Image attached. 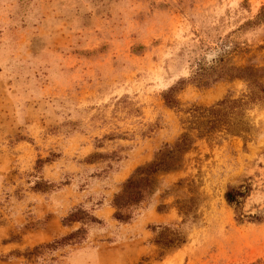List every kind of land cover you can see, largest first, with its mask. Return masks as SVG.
Returning a JSON list of instances; mask_svg holds the SVG:
<instances>
[{
    "label": "rangeland",
    "instance_id": "374dc122",
    "mask_svg": "<svg viewBox=\"0 0 264 264\" xmlns=\"http://www.w3.org/2000/svg\"><path fill=\"white\" fill-rule=\"evenodd\" d=\"M220 64L264 69V0H0V264H264V106L239 136L190 125L248 91L192 81ZM185 134L182 167L118 221L124 183ZM78 209L97 222L68 224ZM159 226L185 243L163 250Z\"/></svg>",
    "mask_w": 264,
    "mask_h": 264
},
{
    "label": "trees",
    "instance_id": "16d2710c",
    "mask_svg": "<svg viewBox=\"0 0 264 264\" xmlns=\"http://www.w3.org/2000/svg\"><path fill=\"white\" fill-rule=\"evenodd\" d=\"M197 72V76L192 81L194 80L201 86L209 87L224 78L239 79L247 84L248 91L238 99L229 97L209 108H194L190 112L192 117L190 125L192 128L198 129L202 135L220 132L222 129H226L231 135L235 136L248 132L249 126L245 121L247 111L258 105L264 106V69L251 67L228 69L220 64L209 68L200 67ZM186 83L185 80L179 81L176 86L165 93L164 100L169 108L177 109L179 107L176 92L180 86ZM191 145L192 140L185 134L173 147L163 152L155 161L139 167L124 183L122 190L115 195L113 200V207L116 209L114 217L120 222L131 220L132 210L140 206L155 192V177L159 174L178 171L182 167V155L190 149ZM249 191V186L245 185L229 187L225 199L231 207L239 210ZM83 221L97 222L86 211L80 209L73 212L66 219L68 224ZM159 228L162 230L158 236V245L163 250H174L185 243L184 237L178 230L166 226H159ZM86 234L85 230L80 229L42 248L56 250L67 245L80 243L85 239Z\"/></svg>",
    "mask_w": 264,
    "mask_h": 264
}]
</instances>
